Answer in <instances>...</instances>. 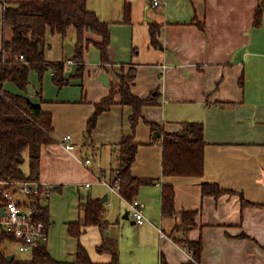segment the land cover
<instances>
[{
    "label": "crops",
    "instance_id": "obj_1",
    "mask_svg": "<svg viewBox=\"0 0 264 264\" xmlns=\"http://www.w3.org/2000/svg\"><path fill=\"white\" fill-rule=\"evenodd\" d=\"M2 1L0 47L3 37H12L11 27L3 28ZM152 1L87 0L88 9L110 23L111 63L107 71L99 69V50L90 43L82 79H70L68 85L58 87L52 82L51 71L43 75L42 83L35 71L29 72V84L34 92H41L42 100L26 95L50 112L55 139L40 149L39 179L53 186L50 197L62 188L60 198L67 190L74 193L61 226L52 231L50 247L49 215L47 249L59 261H74L80 242L96 264H111L115 251L120 264H188L191 253L178 240L201 238L199 264H264V206L259 205L264 204V10L254 23L259 0H160L157 6ZM125 5L130 7L128 23L122 22ZM150 23L159 26L160 48L150 43ZM74 36L70 33L66 43L65 36L47 29L45 59L62 60L67 45L73 50ZM89 37L99 40L93 34ZM66 60L64 76L68 77L75 65ZM129 68L136 72L130 85L135 96L144 98L154 91L160 95L157 104L142 108L143 118L134 137L138 147L132 174L156 180L141 186L135 197L144 207L142 224H137L130 212L125 218L129 211L126 200L96 181V176L109 178L111 169L118 166V143L131 131L132 107L118 103L117 95L116 103L100 113L94 130L86 135L94 103L106 96L110 83L116 84L117 76ZM102 72L108 75L107 85L99 78ZM3 88L25 94L10 82ZM145 120L167 132L178 131L182 122H201L203 174L162 175V146L152 142L155 135ZM65 134L72 136L76 153L91 156L89 169L75 158L77 154L62 148L60 140ZM85 182L91 185L77 187ZM203 182L231 192L217 197L203 194ZM163 184L174 188L175 215L169 217L161 215ZM82 195L104 201L108 226L103 232L96 225L83 226L79 238H74L67 223L81 219L78 203ZM240 195L254 206L242 207ZM186 210L195 212L193 223L174 230Z\"/></svg>",
    "mask_w": 264,
    "mask_h": 264
},
{
    "label": "trees",
    "instance_id": "obj_2",
    "mask_svg": "<svg viewBox=\"0 0 264 264\" xmlns=\"http://www.w3.org/2000/svg\"><path fill=\"white\" fill-rule=\"evenodd\" d=\"M3 28L11 27L10 40L2 38L0 47V176L4 178L31 180L39 179L40 149L43 145L55 141L52 136V116L44 111L27 96L26 86L29 85V72L35 71L39 82L46 71L52 72V82L58 87L69 84L70 79L83 78L85 71V53L88 45L93 43L99 50V69L107 71L111 63L109 46L111 42L110 23L101 20L94 11L87 7V0H19L2 1ZM122 22H130V7L125 5ZM264 10V0H259L255 12L254 23ZM74 30V46L71 54H66L62 60L48 61L45 59V34L47 29L52 33L66 36L68 30ZM158 24L150 23V43L154 48L162 47L158 42ZM99 37L93 41L89 35ZM9 54V57H6ZM20 55L22 58H20ZM65 59H71L75 65L74 72L68 77L64 76ZM135 69L129 68L124 74L117 76L116 84L110 83L106 96L94 103V111L89 116L86 126V135L92 133L97 118L103 111L108 110L116 103L130 105L132 112L129 115L131 131L124 134L118 143V166L112 168L110 181H117L119 193L127 201L133 200L140 187L155 183L153 178L134 176L131 165L135 159L138 144L135 142L136 126L142 116V108L146 105H155L159 102V93L154 91L146 97L135 96L130 85L135 77ZM5 82H10L25 94L13 93L3 88ZM33 96V95H31ZM35 97L42 100L40 91ZM152 132L159 131V136H152V142H159L162 146L161 170L164 176H201L204 172V126L201 122H182L180 129L174 132L164 131L158 124L145 120ZM28 154V172L21 169L23 153ZM202 193L215 197L231 192L220 188L216 183L203 182ZM57 187L54 188V190ZM242 207L253 205L240 195ZM37 203L38 218L49 225L48 207ZM264 206V204H259ZM81 219L67 223L69 235L79 238L82 227L96 225L103 232L108 222L105 219V205L100 198L82 195L78 203ZM194 211H182L180 223L174 230L182 225L193 223ZM161 215L169 217L175 215L174 188L171 184L161 186ZM13 241L0 228V264H96L90 259L88 252L80 242L77 243L74 261H59L54 259L46 243L35 247L31 257L19 260L15 257L7 260L3 244ZM190 251L192 260L188 264H199L202 251V240H178ZM162 264L165 262L161 261ZM111 264H120L118 253L113 252Z\"/></svg>",
    "mask_w": 264,
    "mask_h": 264
},
{
    "label": "built area",
    "instance_id": "obj_3",
    "mask_svg": "<svg viewBox=\"0 0 264 264\" xmlns=\"http://www.w3.org/2000/svg\"><path fill=\"white\" fill-rule=\"evenodd\" d=\"M160 0H153V6L160 4ZM20 58L22 56L20 55ZM66 63L74 64L71 59ZM63 149L70 153H75L74 157L89 169L92 163L91 156H82L76 153V144L70 134H65L60 140ZM96 181L106 186L112 193L120 198L119 184L117 181H110L108 178L96 176ZM90 182L77 184L79 189L88 188ZM53 190V186L40 179L31 180L27 178L11 179L0 176V228L13 238L12 242L18 244L21 252L30 251L35 247L47 242V227L44 221L38 218L37 201L44 204L43 200L48 199ZM123 199V198H122ZM125 200V199H124ZM130 214L137 224L145 221L143 204L135 198L127 201ZM160 237L164 233L158 230Z\"/></svg>",
    "mask_w": 264,
    "mask_h": 264
},
{
    "label": "rangeland",
    "instance_id": "obj_4",
    "mask_svg": "<svg viewBox=\"0 0 264 264\" xmlns=\"http://www.w3.org/2000/svg\"><path fill=\"white\" fill-rule=\"evenodd\" d=\"M70 33L73 35L74 30L73 28H70L64 38V41L67 43L69 38H70ZM53 55L54 52L51 51ZM49 71L45 72L48 74ZM44 73V74H45ZM42 83V82H41ZM21 169L23 172L27 173L28 172V154L27 151L23 153V162L21 163ZM98 183V182H97ZM100 184V183H99ZM62 192L64 191V188H62ZM62 192H55L51 195L49 200L44 199V204L48 206L49 208V215L51 218V223L49 226V236H48V242L47 245L50 247V242L52 240V231L56 230L58 226H61V219H63L66 215L67 211V206L71 204L70 199L73 197V191L67 190L65 197H59L58 195L61 194ZM77 192V191H76ZM87 191H80V194H86ZM78 193V192H77ZM57 225V227H56ZM55 228V229H54ZM3 247L8 254H15V258L19 260H27L31 257V252L30 251H24L21 252L18 248V244L15 242H10L6 241L3 244Z\"/></svg>",
    "mask_w": 264,
    "mask_h": 264
},
{
    "label": "water",
    "instance_id": "obj_5",
    "mask_svg": "<svg viewBox=\"0 0 264 264\" xmlns=\"http://www.w3.org/2000/svg\"><path fill=\"white\" fill-rule=\"evenodd\" d=\"M66 48H67V50H66L65 53H66V54H71V52H72L71 47L67 45ZM99 78L102 80V82H103L105 85L108 84V75H107L106 73H104V72L100 73V74H99ZM26 90H27L28 94H30V95H34V94H35V92H34L32 86H31L30 84L26 86ZM159 134H160L159 131H155V132H154V135H155V136H159ZM124 217H125V218H128V217H129V211H128V210L125 211V213H124ZM14 255H15V254H13V253L8 254V255L6 256L7 260H12V259L14 258Z\"/></svg>",
    "mask_w": 264,
    "mask_h": 264
}]
</instances>
